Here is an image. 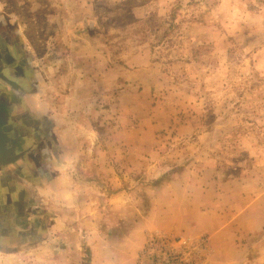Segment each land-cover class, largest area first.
Segmentation results:
<instances>
[{
  "label": "rangeland",
  "instance_id": "obj_1",
  "mask_svg": "<svg viewBox=\"0 0 264 264\" xmlns=\"http://www.w3.org/2000/svg\"><path fill=\"white\" fill-rule=\"evenodd\" d=\"M0 17L22 35L38 102L72 127L91 202L106 161L109 246L162 215L171 184L173 197L204 190L185 217L254 230L148 231L136 264L154 236L203 239L194 264H264V0H0Z\"/></svg>",
  "mask_w": 264,
  "mask_h": 264
},
{
  "label": "crops",
  "instance_id": "obj_2",
  "mask_svg": "<svg viewBox=\"0 0 264 264\" xmlns=\"http://www.w3.org/2000/svg\"><path fill=\"white\" fill-rule=\"evenodd\" d=\"M6 25L0 17V36L24 57L25 44L19 38L22 35L17 29H7ZM24 59L28 63V59ZM28 68L20 82L23 106L19 111L22 113L25 107L24 111H28L31 118L29 124L19 117H15L14 122L5 117L20 105L12 106L10 91L1 95L8 101L9 109L3 114L0 110V144L7 150V158L15 157L13 164L0 168V264H136L143 234L148 231L186 229L206 233L214 237V241H225L254 230L252 218L185 217L179 208L195 206L196 196L204 199V190L200 189L198 194L194 189L192 194L173 197V185L165 184L161 189L169 188L170 197L164 199L162 207L166 210L162 215L144 218L141 224L136 218L128 246H109L106 231L101 230L96 219L103 217L108 201L106 161L95 169L97 178L93 181L99 198L98 202H91L87 193L91 182L82 174L83 152L74 144L77 139L72 136V127L59 116L48 115L45 104L38 102L39 95L32 89L33 73ZM13 129L23 132L14 154L8 152ZM73 172L79 173L80 178L73 176ZM110 197L122 199L124 192ZM217 255L215 252L213 258Z\"/></svg>",
  "mask_w": 264,
  "mask_h": 264
},
{
  "label": "flooded vegetation",
  "instance_id": "obj_3",
  "mask_svg": "<svg viewBox=\"0 0 264 264\" xmlns=\"http://www.w3.org/2000/svg\"><path fill=\"white\" fill-rule=\"evenodd\" d=\"M17 49L11 46L8 42H6L3 37L0 36V110L2 114L4 111L9 109V103L6 101L5 96H1L5 92H11V103L12 106L15 103H19L18 109L12 108V112L5 114V117L8 119L12 118V121L16 119L15 117H19L21 120L24 117H21L20 107L22 105V96L20 94L23 93L22 87L20 82L23 80L22 78L25 77L27 61L21 55L17 54ZM23 106V105H22ZM19 114V115H18ZM15 118V119H14ZM22 131L13 129L12 130V143L10 144V151L15 153L18 149V142L20 140V136L22 135Z\"/></svg>",
  "mask_w": 264,
  "mask_h": 264
},
{
  "label": "built area",
  "instance_id": "obj_4",
  "mask_svg": "<svg viewBox=\"0 0 264 264\" xmlns=\"http://www.w3.org/2000/svg\"><path fill=\"white\" fill-rule=\"evenodd\" d=\"M204 240L189 243L183 239L168 236H154L149 239L144 250L147 264H194L190 256L195 257L197 250H201ZM195 250L194 254H189Z\"/></svg>",
  "mask_w": 264,
  "mask_h": 264
},
{
  "label": "water",
  "instance_id": "obj_5",
  "mask_svg": "<svg viewBox=\"0 0 264 264\" xmlns=\"http://www.w3.org/2000/svg\"><path fill=\"white\" fill-rule=\"evenodd\" d=\"M9 151H10V149L8 150V152ZM10 153L14 154L12 151H10ZM6 155H7V150L3 147L2 144H0V168L4 167L6 165H9V164H13L15 156L11 155V157L7 158Z\"/></svg>",
  "mask_w": 264,
  "mask_h": 264
}]
</instances>
